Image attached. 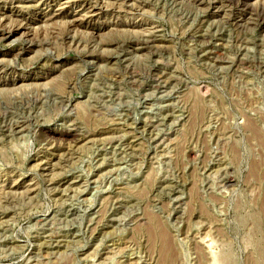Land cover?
Listing matches in <instances>:
<instances>
[{"label": "rangeland", "instance_id": "obj_1", "mask_svg": "<svg viewBox=\"0 0 264 264\" xmlns=\"http://www.w3.org/2000/svg\"><path fill=\"white\" fill-rule=\"evenodd\" d=\"M69 1L0 0V264H264V0Z\"/></svg>", "mask_w": 264, "mask_h": 264}, {"label": "bare ground", "instance_id": "obj_2", "mask_svg": "<svg viewBox=\"0 0 264 264\" xmlns=\"http://www.w3.org/2000/svg\"><path fill=\"white\" fill-rule=\"evenodd\" d=\"M18 1H20V2H26V1H30V0H18ZM31 1H33V0H31ZM19 2V3H20ZM70 2H72V1H69L68 0V2H66V4H69ZM0 12H2V11H0ZM57 16H59V14L58 15H56V14H54V15H52L51 17L52 18H54V17H57ZM74 18H73V23H78L79 22V19H77V18H75L76 16H73ZM80 24V23H79ZM23 28H25V27H23V25H19V27L18 28H10V29H6V30H2V33H1V35L5 38V39H7V38H11L13 35H15V34H17V33H19V31L20 30H23ZM5 29V28H4ZM26 33L24 32V33H22V35H25ZM26 50V49H25ZM163 239H165V238H163ZM168 248V247H167Z\"/></svg>", "mask_w": 264, "mask_h": 264}]
</instances>
